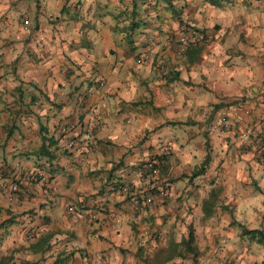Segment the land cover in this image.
I'll return each mask as SVG.
<instances>
[{
  "label": "crops",
  "instance_id": "0c3cea01",
  "mask_svg": "<svg viewBox=\"0 0 264 264\" xmlns=\"http://www.w3.org/2000/svg\"><path fill=\"white\" fill-rule=\"evenodd\" d=\"M261 140L264 0H0V260L257 264Z\"/></svg>",
  "mask_w": 264,
  "mask_h": 264
},
{
  "label": "built area",
  "instance_id": "2783aa9c",
  "mask_svg": "<svg viewBox=\"0 0 264 264\" xmlns=\"http://www.w3.org/2000/svg\"><path fill=\"white\" fill-rule=\"evenodd\" d=\"M89 139H90V136L87 134V135L85 136V140L88 141ZM260 143H261V144H260L261 147L264 148V142L261 140ZM71 145H72V143L70 142V143L68 144V147L71 146ZM144 166H145V169L147 170V172L149 173V177H150V179L153 178V177H156V176L158 175V169H157V167L154 165L153 162L149 161V162L145 163ZM28 178H29V180H30L31 182H38V181H40V179H38V175H35V174H31V175H29ZM118 189H119V190H125L124 186L120 187L119 185H118ZM14 190H16L15 187H14ZM47 190H48L47 187H44V188L42 189V192H43V193H46ZM149 201H150L149 199H146V200L144 201V203H145V204H149V203H150ZM144 235L147 236V237H149V238H152V234L149 233V232H147V231L144 232Z\"/></svg>",
  "mask_w": 264,
  "mask_h": 264
},
{
  "label": "rangeland",
  "instance_id": "374dc122",
  "mask_svg": "<svg viewBox=\"0 0 264 264\" xmlns=\"http://www.w3.org/2000/svg\"><path fill=\"white\" fill-rule=\"evenodd\" d=\"M260 209H261L262 213L257 218H252V220H250V223H251L252 227L257 228L258 230H260L264 234V219H262L263 215H264V201L261 203ZM258 251H259L258 252V254H259L258 261L259 262L257 264H262V262H264V248L260 246ZM197 255H199V253ZM197 258H198V256L194 257L193 259L188 258L185 262L180 263V264H201V263H199Z\"/></svg>",
  "mask_w": 264,
  "mask_h": 264
},
{
  "label": "trees",
  "instance_id": "16d2710c",
  "mask_svg": "<svg viewBox=\"0 0 264 264\" xmlns=\"http://www.w3.org/2000/svg\"><path fill=\"white\" fill-rule=\"evenodd\" d=\"M40 153L43 154V155H48L47 153V150H46V146L44 145V143L42 144L41 148H40ZM264 219V215H263V218ZM10 223V222H8ZM241 227V226H239ZM243 234H251L253 235V237L256 238V240L258 241V243H262L264 244V234L260 231H244L242 232ZM192 241V235H191V231L189 230L188 231V234H187V238H186V246H189L190 243ZM190 252H192L193 254H195L194 250H192L191 248L188 249ZM0 264H13L12 262H10V260L8 258H2L0 260ZM262 264H264V262H262Z\"/></svg>",
  "mask_w": 264,
  "mask_h": 264
}]
</instances>
